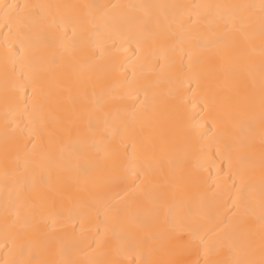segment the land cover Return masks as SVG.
Here are the masks:
<instances>
[{"label":"bare ground","instance_id":"bare-ground-1","mask_svg":"<svg viewBox=\"0 0 264 264\" xmlns=\"http://www.w3.org/2000/svg\"><path fill=\"white\" fill-rule=\"evenodd\" d=\"M0 3L42 6L30 29L5 26L0 9V264H142L169 258L146 248L174 244L190 264L204 246L260 259L261 0ZM207 4L256 5L251 42H221L225 21L191 29L193 6ZM239 158L252 161L243 234L222 223Z\"/></svg>","mask_w":264,"mask_h":264},{"label":"snow or ice","instance_id":"snow-or-ice-1","mask_svg":"<svg viewBox=\"0 0 264 264\" xmlns=\"http://www.w3.org/2000/svg\"><path fill=\"white\" fill-rule=\"evenodd\" d=\"M42 6L39 5H23L22 7L15 4H5L0 3V9L3 10L5 16V26L8 24H16L17 28H29L30 25L27 23L29 17L33 14L38 15L39 8ZM117 7V6H113ZM196 12L190 13L188 17L187 23L190 25L191 29H196L200 25L211 29L216 21H225L223 25V32L220 36L221 42L227 41H236L237 37H243V39L247 40L249 43L250 35L249 30L254 28L256 23V19H254L253 14L248 12V9H255L256 5H194ZM25 9H35L37 10L35 13H25ZM204 11L201 12L200 10ZM223 10V11H220ZM234 10H239L237 13ZM260 15L258 17L260 36L262 40L261 54L264 55V0H261V4L259 5ZM227 16V20L225 17ZM206 17V18H202ZM11 31V29H10ZM185 38H190V34ZM18 43L21 44V48H23V40H18ZM59 57H54L53 62H59ZM239 69H234L232 75H237ZM197 87H199V83H197ZM35 91V89H34ZM189 91H192L189 88ZM206 107H210L212 103H214L215 97H202L201 98ZM259 104L261 109V116L264 119V71L261 73V83H260V94H259ZM41 109L43 105H40ZM92 126L91 120H89V127ZM147 150L152 152L156 151V145H148L146 146ZM229 161V165L232 164V157H226ZM241 167L237 170V175L240 177L241 187L236 189L235 199L231 200L230 203L232 205V218L222 221V223L231 226L235 232L238 233H246L248 229L245 227L247 223V218L252 213V203L249 200L247 195H244L251 188V184H246V172L250 169L252 161L247 158H239ZM261 196L259 200L261 215L259 220L262 225H264V154L261 156ZM215 195V193H213ZM17 219L19 218V213L16 214ZM202 219L206 221H212L214 219V215L209 213L204 215ZM13 225L16 223V220L11 222ZM9 221L7 217L5 218V227H9ZM169 227H173V225L169 224ZM218 228V226H217ZM215 230V229H214ZM188 249L181 244H174L169 249L164 250L162 246L157 245L156 247H148L145 249L147 255L151 257L153 254L162 252L164 256L169 257L168 259H145L142 264H190L180 257L185 254ZM218 249L216 247L204 246V262L203 264H264V243L261 245V253L260 259L256 260L249 256V258L245 259H217ZM246 253L252 252L251 245H247L244 249ZM197 253H199V249H197ZM10 264H18V262L12 261ZM41 264H71L70 261L62 260V261H50V262H41ZM107 264H117L115 261L107 262ZM191 264H200L199 261L191 262Z\"/></svg>","mask_w":264,"mask_h":264}]
</instances>
